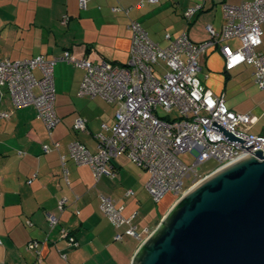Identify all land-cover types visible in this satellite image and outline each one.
<instances>
[{"label":"crops","instance_id":"1","mask_svg":"<svg viewBox=\"0 0 264 264\" xmlns=\"http://www.w3.org/2000/svg\"><path fill=\"white\" fill-rule=\"evenodd\" d=\"M84 1V7L80 6ZM0 0V56L10 61L43 56L59 57L69 51L91 62L108 61L125 65L129 58L131 21L141 23L151 42L160 44L185 33L200 44L209 39L207 26L220 31L223 4L240 6L254 0ZM200 4L194 19L183 17L188 8ZM121 11L113 12V9ZM127 11V13L125 12ZM262 44L257 52L264 54ZM231 49L238 40L226 43ZM164 46V47H165ZM161 47V48H164ZM198 79L213 95L221 96L236 114L257 117L249 133H264V89L254 83L253 69L240 66L225 71L218 49L200 58ZM55 113L59 123L47 135L32 106L17 109L6 89L0 88V264H131L137 249L171 210L176 197L154 202L146 191L149 173L122 154L112 159L110 176L96 180L90 166L74 164L66 158L67 146L74 141L95 153L96 136H109L114 127L116 106L96 96L79 92L85 70L59 62L54 67ZM36 76L39 73L36 72ZM114 106V107H113ZM86 120V130L74 128L76 119ZM102 126H105V131ZM60 144L58 150L53 143ZM50 151L44 153L42 146ZM67 170V179L63 176ZM30 181V182H29ZM132 192L128 195L127 192ZM170 194V193H167ZM101 197L109 198L130 221L116 228L100 210ZM67 202L57 210L61 199ZM46 214L55 215L54 227ZM135 228L142 240L124 232ZM71 235L77 247H70L61 231ZM120 234L121 240L115 236ZM39 243L26 251L28 243ZM64 257V258H63Z\"/></svg>","mask_w":264,"mask_h":264},{"label":"built area","instance_id":"2","mask_svg":"<svg viewBox=\"0 0 264 264\" xmlns=\"http://www.w3.org/2000/svg\"><path fill=\"white\" fill-rule=\"evenodd\" d=\"M148 2L156 3L157 0ZM80 6L84 7V1ZM201 8L200 4L194 5L186 10L183 17L191 21ZM121 10L116 7L113 12ZM222 16L224 21L220 31L210 26L205 28L209 35L206 42L196 44L185 33L172 39L166 33L164 39L168 44L164 48L150 41L141 23L131 21L127 27L131 31V46L125 65L117 66L108 61L91 62L83 57L77 58L69 51H64L59 57L35 56L23 61H10L0 56V88L6 89L13 107L32 106L50 136L59 123L54 105L55 65L66 62L84 69L80 95L90 98L99 96L106 103L116 106L115 123L109 136L97 134L95 153L74 141L67 146L68 154L61 157V164L65 166L68 157L74 164L88 165L95 179L99 180L100 176L114 175L110 171V161L124 154L130 162L149 173L145 188L154 202H159L167 193H173L178 198L205 178L197 171V166L205 161L217 162L214 169L217 171L245 156H252L257 149L264 151V133H249L257 117L234 113L221 96L213 95L204 88L197 76L201 69L200 58L217 48L225 71L250 66L255 86L264 89V54L257 52L262 44L264 0L245 2L240 6L223 4ZM235 39L239 41V46L231 49L226 43ZM0 117L7 118L8 114L2 113ZM211 121L219 123L245 142L226 140L224 134L210 128ZM74 128L84 132L86 120L76 119ZM252 144L255 146L248 150L242 147L248 148ZM59 147V143H53L54 149ZM42 151L49 152V146L43 145ZM183 153L194 154L193 166L189 167L178 159ZM66 174L67 170L63 168L65 180ZM184 178H192V185L186 189L182 183ZM66 202L64 198L58 203L59 212ZM100 210L116 228L130 224L122 218V210L116 208L109 198L101 197ZM46 219L51 227L57 223L54 214H46ZM143 232L145 239L152 233L149 230ZM124 233L136 240L143 237L132 227ZM61 235L67 238L70 247H77L76 241L67 232L62 230ZM115 239L121 240L122 236L117 234ZM38 245L32 241L25 249L31 252L37 250Z\"/></svg>","mask_w":264,"mask_h":264},{"label":"water","instance_id":"3","mask_svg":"<svg viewBox=\"0 0 264 264\" xmlns=\"http://www.w3.org/2000/svg\"><path fill=\"white\" fill-rule=\"evenodd\" d=\"M171 207L131 264H264V151L218 168Z\"/></svg>","mask_w":264,"mask_h":264},{"label":"rangeland","instance_id":"4","mask_svg":"<svg viewBox=\"0 0 264 264\" xmlns=\"http://www.w3.org/2000/svg\"><path fill=\"white\" fill-rule=\"evenodd\" d=\"M161 47H164L166 45V43L164 44H160ZM83 82V81H82ZM114 107V106H113ZM159 112L161 114H164V112H162V109H159ZM176 113V112H175ZM122 156V155H119ZM178 159H180L183 163H185L187 166H193V163L195 161L194 159V154H190V153H183L181 154ZM217 168V162H215L214 160H207L204 163L200 164L199 166H197V171L199 172L200 175H202V177H205V175H209L211 174L212 171H214V169ZM183 188L186 189L189 186L192 185V178L188 179V178H184L183 181ZM163 196H165V199L167 198H173V193L171 194H164ZM176 197V196H175ZM180 197H178L174 203L179 199Z\"/></svg>","mask_w":264,"mask_h":264},{"label":"clouds","instance_id":"5","mask_svg":"<svg viewBox=\"0 0 264 264\" xmlns=\"http://www.w3.org/2000/svg\"><path fill=\"white\" fill-rule=\"evenodd\" d=\"M187 190H188V189H187ZM187 190H186V191H187ZM176 199H177V197H176ZM145 240H146V239H145Z\"/></svg>","mask_w":264,"mask_h":264}]
</instances>
